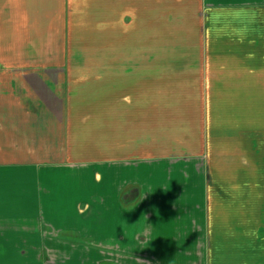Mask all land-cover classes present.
Segmentation results:
<instances>
[{
	"label": "crops",
	"instance_id": "obj_1",
	"mask_svg": "<svg viewBox=\"0 0 264 264\" xmlns=\"http://www.w3.org/2000/svg\"><path fill=\"white\" fill-rule=\"evenodd\" d=\"M40 2H1L0 227L38 252L0 264H264V0H101L85 66Z\"/></svg>",
	"mask_w": 264,
	"mask_h": 264
},
{
	"label": "rangeland",
	"instance_id": "obj_2",
	"mask_svg": "<svg viewBox=\"0 0 264 264\" xmlns=\"http://www.w3.org/2000/svg\"><path fill=\"white\" fill-rule=\"evenodd\" d=\"M26 0H17L18 3L21 2H25ZM41 0H33V4H36L38 2H40ZM61 0H59L60 2ZM69 1L71 0H62V5L61 4H57L59 3L57 0H45V4L48 6H52V10H47L45 13V16H54L57 14V10H59L61 7V14L64 13V11L66 12L65 15V19H68V15L67 12H69ZM1 2H6V0H0V10L3 11L4 15L6 14V12H9V16H17L18 18H22V15L25 14V10L23 9H18V8H13V11H10L8 8H6L4 6V4ZM41 3V2H40ZM61 3V2H60ZM57 4L59 5L58 8H54V5ZM55 5V7L57 6ZM39 9H41V5L38 3L36 4ZM72 9V20H71V35L72 37H74L73 40H69L70 36L66 34V37L64 38L62 36V44H64L65 46V50L72 48L77 50V56L76 57H72L70 58L69 56H63L61 57V61L60 64L62 65H79V66H85L86 64H91V65H97L100 64V57L99 56H86V51L90 53V55H97L100 53V33H101V24L102 22V15H101V0H75L74 3H71L70 5ZM36 9V8H32ZM37 10V9H36ZM29 11V10H28ZM34 11V10H33ZM32 11V13H33ZM40 11V10H39ZM54 13V15H52ZM63 18V17H62ZM1 22H0V28H1ZM51 28V26L49 27ZM21 26H16L14 27V32H17L16 34L13 32V30H8L6 29V34H7V39H10V36H14L13 34H15L16 36L13 37L12 39V43H17L19 44V42L21 41L20 36H21ZM13 32V33H12ZM74 32V34H73ZM8 41H4V43H0L3 46H0V59L1 60H7L8 62H3V63H11V65L14 66H19L21 64H25L26 61H33V59H29L26 58L28 56L24 55L23 56H19V57H15L13 58V56H11L10 51L8 50V45L7 47H5V44H8ZM57 43V42H56ZM5 45V46H4ZM3 48V49H2ZM34 50H39L37 48H34ZM26 53V51H25ZM24 53V54H25ZM27 54V53H26ZM80 55V56H79ZM53 59V60H52ZM56 58H51L50 57V61H48L47 63H53V61H55ZM157 60H162V62L165 60V56L160 55V57H157ZM56 64V63H55ZM6 83L3 85L5 86ZM60 86L64 87L63 84L60 82ZM19 87V86H18ZM87 88H91L93 90L98 89V85L92 84L90 86H86ZM21 89V88H20ZM63 89V88H61ZM3 91V90H2ZM19 100L17 102V104L15 105L18 108H20V103ZM67 189L69 190V186H61L60 189H56V195H55V201L56 204H58L59 202V196L61 197V195L59 194V192H66ZM67 193V192H66ZM65 193V194H66ZM52 199L54 198L53 196L51 197ZM47 207L49 210L54 209V207L48 202L47 203ZM53 213V212H50ZM5 228L3 226L0 227V241H4L3 243L0 244H6L7 248H0V258L2 259H21V258H25L23 251L26 252V254H29L32 256V258H35L37 256V249H33V248H8V246L14 245L15 240H18L20 238V233H7L4 232ZM42 252V250H41Z\"/></svg>",
	"mask_w": 264,
	"mask_h": 264
}]
</instances>
